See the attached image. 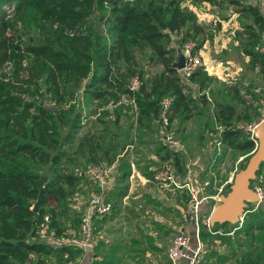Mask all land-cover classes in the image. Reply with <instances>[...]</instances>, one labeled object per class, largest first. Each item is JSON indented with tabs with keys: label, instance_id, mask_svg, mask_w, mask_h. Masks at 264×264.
<instances>
[{
	"label": "trees",
	"instance_id": "trees-1",
	"mask_svg": "<svg viewBox=\"0 0 264 264\" xmlns=\"http://www.w3.org/2000/svg\"><path fill=\"white\" fill-rule=\"evenodd\" d=\"M204 1L214 3L217 0ZM224 1L250 16L251 20L241 25L246 35H241V29L235 31L244 39L242 45L239 44V50L247 56V65L257 67L264 74V50L255 47L259 33L264 32V13L256 1ZM95 10L99 23H105L107 29H101V33L89 25L79 29L80 24ZM46 21L50 26L44 38L25 45L32 54L26 75L18 77L19 73L15 71L9 79L0 78V264H26L29 251L37 254L36 261L40 264H46V254L53 256V264L66 263L78 255L81 247L51 243L40 237L38 223L43 214L48 213L47 226L53 230L51 236L62 233L64 225L60 212L67 207V197L73 192L78 176L81 173L87 176L83 169L86 162L77 161L78 155L74 152L80 153L81 145H85L88 161L98 162L99 158L109 160L106 153H99V146L102 145L106 152L105 149L117 141L105 140L101 133L95 131L100 128L79 136L77 133L83 124L82 108L76 107L71 112L72 104L49 107L34 96L51 92L54 103L63 101V90L73 96L74 89L85 78L82 84L84 101L105 99L115 94L111 90L113 86L123 83V80L111 76L113 64L121 58L126 64L127 74L131 73L134 70L131 67L135 48L147 46L149 59L161 65L145 79H140L134 90L129 89L127 83L118 85V91L133 95L137 122H143L147 114L157 117L159 97L167 94L171 97L170 127L182 142L181 122L202 113L204 124L198 136L210 134L213 143L216 139L220 145L247 152L243 156L245 158L254 148L250 131L243 123L252 121L258 114L255 107L250 112L249 104L244 103L245 98L244 102L236 98L237 90L221 87V82L220 90L225 88L227 98L220 95L213 99V119L207 122L205 104L208 97L201 92L197 100L183 89L182 76L171 62L176 47L190 37L191 30L198 32L202 27L196 21L195 12L180 5V0H0V76L9 50L19 46L16 38L20 29L31 24L43 27ZM53 24L55 27H52ZM185 25L190 26L183 28ZM172 33L175 43H172L173 37L170 39ZM262 41L264 39L259 43ZM217 57L222 59L225 55ZM63 74L72 80L68 89H61L58 81ZM136 74L140 78L139 71ZM187 77L200 86L213 79L202 69V64L191 70ZM40 80L45 83L43 88ZM30 93L31 97L26 96ZM237 104L240 107H235ZM173 118L176 120L172 124ZM214 120L216 122L212 125ZM75 139V148L70 150L69 145ZM160 142L159 148L163 151L158 161L170 159L173 170H176L182 150L169 148L163 141ZM254 180L264 183V158L250 183ZM38 195L37 207L33 209L32 204ZM253 205H250L252 210L256 207ZM214 223L223 227L237 222ZM262 228L264 209L259 215H253V212L244 215L237 230L252 234V230ZM207 230L205 224L199 228L202 241ZM205 254L203 251L197 264H202ZM113 262L105 255L92 259L90 264Z\"/></svg>",
	"mask_w": 264,
	"mask_h": 264
},
{
	"label": "crops",
	"instance_id": "crops-1",
	"mask_svg": "<svg viewBox=\"0 0 264 264\" xmlns=\"http://www.w3.org/2000/svg\"><path fill=\"white\" fill-rule=\"evenodd\" d=\"M173 33L170 39L174 37ZM172 43H175V40H172ZM201 50L200 47L198 51L201 53ZM227 59L226 56L223 58L225 64H232L228 67V71L235 72L242 69V65L231 63ZM215 60L208 71L217 74V78L212 79L214 82L209 81L200 86L197 81L187 76L182 77L183 89L197 100L201 92L208 97L207 103L213 101L216 95L227 98L225 88L220 90L219 86L221 80H224L220 74L222 59ZM253 88L258 96H264V86L255 84ZM208 90L213 91L212 98H209ZM121 102L129 108H125ZM103 106L105 108L101 112L99 107L98 110L92 109L88 112L99 115L83 114L81 119L83 124L77 134L80 136L86 131L91 132L95 128H100L99 131H95L101 133L105 140L109 138L117 141L116 144L109 146V149H105L106 152L102 145L98 149L99 153L102 152L101 155L106 153L109 158V160L99 158L98 162H112L114 171L108 184L101 188L84 173L78 176L73 192L67 197L68 217L63 218L62 232L77 231L79 214L86 202V189L89 186L100 188L111 200V208L107 212L93 216L91 240L88 245L81 247L76 255L78 264H90L92 259L105 255L114 261L113 264H186V260L181 257L171 261L166 252L168 242L176 230H186L191 238H194L192 221L184 220L180 216L187 196L186 191L184 188H171L152 179L150 175L151 169L157 164L163 151L159 148L162 139L157 117L147 114L143 122H137L133 95L127 92H121L114 101H107ZM250 112L252 113L253 109H250ZM126 113H129L127 115L129 121L124 119ZM192 117L181 122L180 130L184 133V147L179 158L180 163L174 172L178 178L195 176L197 180L204 182L207 191L213 192L220 184L224 188V184L230 181L233 171L226 169L223 165L224 159H219V165L213 163L219 158L220 150L217 148L220 147V143H213L206 135L198 136L202 128L191 121ZM257 117L258 115H255L252 121ZM175 120L176 118H173L171 123H175ZM76 139L78 140V137ZM76 139L71 142L73 146L69 147L70 150L75 148ZM86 147L81 145L80 153L74 152L78 155L77 161L81 163L90 162L87 160ZM211 187L214 189L212 190ZM215 202L214 200L203 202L200 212L208 213ZM74 214L77 215L76 220ZM43 239L54 243L53 237L49 234ZM203 247L206 252L207 245L203 243ZM32 254V258L36 259L37 254L34 251ZM46 255V264H53V256ZM204 256L206 259L210 258L207 253ZM202 264L205 262L202 261Z\"/></svg>",
	"mask_w": 264,
	"mask_h": 264
},
{
	"label": "rangeland",
	"instance_id": "rangeland-1",
	"mask_svg": "<svg viewBox=\"0 0 264 264\" xmlns=\"http://www.w3.org/2000/svg\"><path fill=\"white\" fill-rule=\"evenodd\" d=\"M248 1L255 2V0ZM180 5L187 6L188 8L193 10L196 15V21L200 23L202 27L198 32L191 30V34H189V38L193 40L194 43L193 50L199 53L202 60L204 61V63L202 64V69L205 70L208 76L217 78V74H213L208 71L214 65L216 61L215 59H221L217 57V55L221 54L225 55L228 58L227 60L231 61V63L235 62L242 65V69L240 68L235 72L228 71V67H230V65L232 64L226 65V62H224L222 58V62L220 63V74H222V78H224V80H221L223 84H221V87L225 86L226 88L229 87L232 90H237V94L235 95L236 98L242 99L243 102L245 100V105L249 104L250 109L255 107L256 113L259 114L260 107L264 103V96H258V93L256 92V90H254L253 87L255 84L264 86V74L259 72L257 67L247 65V56L239 50V44L242 45V41H244L242 36L246 35V33H244L243 31L242 26L243 23H247V21L251 20L250 16L246 14L247 12L245 11L236 10L231 4L224 0H217L214 3H210L204 0H180ZM96 15L97 11L95 10L86 18L84 23L80 24L81 26H79V29L83 30L84 27L89 25L91 28L96 29L99 33H101V29L102 31H105V29H107L106 24L99 23ZM49 26V21H46L44 22L43 27L40 25L31 24L28 28L20 29V33L16 38L19 46L13 47L9 50V57L3 64L0 78L4 80L9 79L15 71L19 73L18 77H23L26 75V69L29 61L31 60L32 54L25 48V45L30 42L42 40L46 33V29ZM189 26L190 25H185L183 28ZM52 27H55V24H53ZM237 29H241L242 36L236 35L235 31ZM175 39L173 37V40ZM261 39H264V32L262 31L259 33V37L255 41V47L258 45ZM203 42H205V44H203ZM200 47L202 49L201 53L198 51ZM149 58L150 52L147 46L144 45L141 48H135L134 63L131 67V69L134 68V70L131 73L127 74L128 71L126 69L125 62L121 58H118L113 64L114 69L111 72V76L113 78H117V80H123V83L118 84L119 87L121 85H126L128 78L133 73H137V71H139L140 73V79H145L148 74L161 67L160 64L155 63L156 61H152ZM148 59L149 63L147 64ZM206 65H208V68H205ZM58 81L61 83V89H68L72 86V80L69 77H66L65 74H63ZM84 81L85 78H82V80H80L79 84L76 86L72 93L74 94L73 96L69 95V92H64L63 90L65 98L63 99V101L57 103H54V98L52 96L53 94L51 92H44L42 96L36 94L34 97L39 98L45 105L49 107H56L59 105L68 106L72 104V109H70L71 112L77 107V109H83L84 115L88 114V116H96L99 115V113L94 114V112H88L92 109L98 110V107L100 109L99 112H101L102 109L105 108V106H103L105 102L112 100L114 101L116 99L114 95H121V92L118 91V85H115L113 86V89L111 88V90L114 91L115 94H110L105 97V99H94L90 102H85L83 98V93L85 92L82 85ZM210 81L214 82V80ZM44 84L45 83L43 82V80H40L41 88L44 87ZM212 92L208 90V95L210 97H212ZM254 93L257 94L254 95ZM26 96L31 97V93L26 94ZM211 102L212 101L205 104V112L208 115V118L206 116L205 121L207 120V122L208 119H213L212 116L214 105L211 104ZM121 103L122 105H124L123 102ZM124 106L125 108H129L126 105ZM235 107L238 108L240 106H238L237 104L235 105ZM128 114L129 113H126V115H124L125 121H129V116H127ZM203 117L204 114L202 113L196 114L192 117L193 119L191 121L203 128L205 118ZM215 122L216 120L213 121L212 125ZM249 122H251V120L244 122L243 126L245 127V124ZM206 137L209 138L210 134H207ZM71 146H73V144L69 145L70 148ZM217 149L220 150V153L218 156L219 158H216V160L213 161V163L215 162L216 165L220 164L219 159H224L225 162L223 165L226 166V169H230L233 172L244 165L247 157L245 158L243 156L247 154V152H242L237 148H232L225 145H220V147ZM90 163L92 162H87L86 165L83 166V169ZM239 164L242 165L239 166ZM231 180L232 176L230 178V181L224 184L223 191L228 188ZM252 184L260 186L263 192L262 200L258 204H256V207L253 210L250 207L251 203H247L245 205L244 211L240 214L239 219L234 221L237 222L235 225H232V223H228L223 227H218L214 222L212 224H209L208 227L205 225L208 230L203 235V243L207 245V251L205 253L210 256V258L208 259L204 258L205 256L203 257L205 264H264V228L254 229L252 230V234H244L242 231L237 230L241 225V220L243 219L244 215H248V213L252 212L253 215H259L260 213H263L264 183H260L254 180L250 183L251 186ZM211 189L213 190L214 187H211ZM254 206L255 205H253V207ZM59 211L60 210H58V212ZM67 217V207H64L63 211L60 212V219L64 220L65 218L67 219ZM74 219H77L76 214H74ZM201 227H203L202 223H200L199 228Z\"/></svg>",
	"mask_w": 264,
	"mask_h": 264
},
{
	"label": "built area",
	"instance_id": "built-area-1",
	"mask_svg": "<svg viewBox=\"0 0 264 264\" xmlns=\"http://www.w3.org/2000/svg\"><path fill=\"white\" fill-rule=\"evenodd\" d=\"M259 5V8L264 13V0H255ZM193 40L190 38L182 41L178 46L184 55V65L181 68H177L182 77L187 76L188 73L193 70L198 64H203L199 53L193 50ZM258 49L264 50V41L258 43ZM177 48V47H176ZM208 68V65L205 66ZM140 78L136 73H133L127 81L129 89L134 90L138 87ZM171 97L167 94L161 95L158 101V114L157 119L160 123V136L162 141L173 149L182 150L184 147L183 142L176 135L170 127L169 120V105ZM111 102V101H109ZM264 120V103L261 105L258 117L253 121L245 124V128L249 129L250 136L254 141V147L257 139L253 135V129L255 125ZM215 143H219L215 139ZM87 176L92 179L100 188L106 186L110 180L111 173L114 171L112 162L100 161L93 162L87 165L84 169ZM151 178L164 183L171 188H184L186 191V200L184 206L180 212L182 219H190L193 223V237L183 229L176 230L167 245L166 252L171 261L177 258H184L186 264H197L201 259L204 247L203 242L199 236L200 223L209 226L208 213L203 214L200 212L201 204L208 200L218 201L220 194L223 191V187L220 184L216 187L215 191L209 192L205 189L204 182L196 179L195 176H186L184 178H178L172 168L170 159H162L157 162L151 171ZM253 189L257 192L258 200L253 202L256 205L262 198L263 192L260 186L253 184ZM90 186L86 189V202L79 214L78 228L74 232H62L61 234L53 237V241L56 243H67L73 246L85 247L90 243L92 236V219L95 214L107 212L111 208V200L108 199L105 194L100 190ZM49 218L48 213H44L37 226V233L40 237L45 238L47 235H52V228H48L47 220ZM32 251L28 252L26 264H40L35 258H32ZM63 264H78L77 258L69 259Z\"/></svg>",
	"mask_w": 264,
	"mask_h": 264
},
{
	"label": "water",
	"instance_id": "water-1",
	"mask_svg": "<svg viewBox=\"0 0 264 264\" xmlns=\"http://www.w3.org/2000/svg\"><path fill=\"white\" fill-rule=\"evenodd\" d=\"M171 65L176 68L184 65V55L179 47L175 50ZM253 135L257 139L256 145L248 154L244 165L233 172L228 188L211 207L208 213L210 224L221 221L234 222L239 219L247 203L258 200L257 192L250 185V179L254 177L256 168L264 158V120L255 125ZM38 201L39 195L32 204L33 209H36Z\"/></svg>",
	"mask_w": 264,
	"mask_h": 264
}]
</instances>
